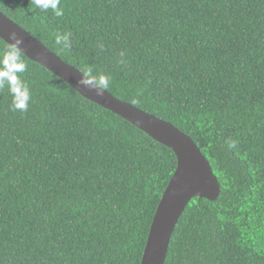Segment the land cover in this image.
I'll return each instance as SVG.
<instances>
[{
  "label": "trees",
  "instance_id": "16d2710c",
  "mask_svg": "<svg viewBox=\"0 0 264 264\" xmlns=\"http://www.w3.org/2000/svg\"><path fill=\"white\" fill-rule=\"evenodd\" d=\"M61 7L0 0L62 60L189 135L220 182L216 201H190L165 264H264V0ZM65 32L70 49L55 44ZM23 57L28 110L0 89V264H141L175 153Z\"/></svg>",
  "mask_w": 264,
  "mask_h": 264
},
{
  "label": "water",
  "instance_id": "95a60500",
  "mask_svg": "<svg viewBox=\"0 0 264 264\" xmlns=\"http://www.w3.org/2000/svg\"><path fill=\"white\" fill-rule=\"evenodd\" d=\"M15 30L23 39V54L67 82L77 92L121 116L157 142L173 150L177 169L157 208L141 264H165L174 230L190 201L195 197L216 201L221 185L207 158L193 139L172 123L146 113L105 91L97 95L77 83L81 71L65 62L23 27L0 11V36ZM3 39L2 37H0ZM6 42V41H5Z\"/></svg>",
  "mask_w": 264,
  "mask_h": 264
},
{
  "label": "clouds",
  "instance_id": "9594fccd",
  "mask_svg": "<svg viewBox=\"0 0 264 264\" xmlns=\"http://www.w3.org/2000/svg\"><path fill=\"white\" fill-rule=\"evenodd\" d=\"M36 8L42 12L51 9L59 17L64 14L61 0H32ZM8 39L3 38L6 43L0 51V89L8 88L12 95V108L14 111L26 112L32 98L31 87L23 74L27 70V64L23 57V39L15 30L7 33ZM55 44L62 49H70L72 46L71 33H57ZM103 48V44L100 45ZM125 53L121 52L119 63H125ZM111 76L106 73H94L93 69L85 68L77 83L94 90L97 95H102L111 85Z\"/></svg>",
  "mask_w": 264,
  "mask_h": 264
}]
</instances>
